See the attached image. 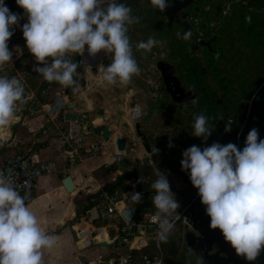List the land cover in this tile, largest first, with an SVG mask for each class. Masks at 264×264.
I'll list each match as a JSON object with an SVG mask.
<instances>
[{
	"label": "clouds",
	"instance_id": "1",
	"mask_svg": "<svg viewBox=\"0 0 264 264\" xmlns=\"http://www.w3.org/2000/svg\"><path fill=\"white\" fill-rule=\"evenodd\" d=\"M27 14L22 32L26 46L39 67L34 71L48 83L63 87L76 84L77 68L72 57L82 55L85 47L95 56L102 50L111 53V64L101 66L102 82L127 86L140 68L133 55L128 35L129 25L139 22L132 9L122 3L103 0H16ZM153 7L166 10L167 0H151ZM20 17L0 0V66L11 62L13 53L8 41L10 29ZM250 22V17H246ZM187 36V34H186ZM160 42L154 38L141 41L137 50L150 53ZM25 89L16 78L0 76V129L16 122V111L25 103ZM208 117H195L196 137L207 139L211 134ZM231 131V121L225 127ZM182 170H190L192 185L198 189L201 203L206 206L210 227L218 229L237 256L255 261L264 250V140L257 129L247 135L240 150L233 143H213L201 150L191 146L183 152ZM152 184V197L159 221V239L166 242L174 228L169 217L180 207L167 177L158 170ZM142 196L134 193L132 202ZM58 238L46 232L36 214L26 205L25 197L0 173V264H43V251L52 249ZM121 264H126L121 261Z\"/></svg>",
	"mask_w": 264,
	"mask_h": 264
},
{
	"label": "trees",
	"instance_id": "2",
	"mask_svg": "<svg viewBox=\"0 0 264 264\" xmlns=\"http://www.w3.org/2000/svg\"><path fill=\"white\" fill-rule=\"evenodd\" d=\"M200 1L201 7L191 6L188 9L192 28L185 31V26L181 22H173L170 25L162 11L153 7L151 0H113L115 3L129 6L132 9L131 14L139 17L138 23L128 26L130 42L134 44L135 49L139 42L147 41L150 37L159 41L160 43L153 47L150 53L138 51L143 53V56L151 57L161 47L164 50L161 59L174 64L182 80L198 93L195 101L185 104L167 101L168 96L152 104V110L158 116H163L166 109L176 113L171 119L174 120L177 136L180 139V156L175 162H170V166L193 190L194 194L190 196V199L197 197L198 189L191 183L190 170H182L181 161L185 150L193 145L203 150L206 142L221 145L233 143L242 150L245 147L247 135L253 128L257 129L259 139L264 140V0ZM246 17L251 18L250 22ZM185 32L187 36L183 37ZM214 36H217L216 41L213 42V48L217 54L200 44V40H211ZM39 66L42 65L37 67ZM26 78L28 85L35 93L33 92L34 96L24 103V109L46 104L44 95L46 89L57 83L46 82L39 73L34 71V68L29 71ZM21 84L24 85V83ZM24 89L26 98L28 88L24 87ZM73 92V86L65 88V93L69 97L73 95ZM200 114L208 117V126L211 130L215 129L214 136L210 134L205 139L193 135L195 117ZM64 116L65 111L59 116L61 121H64ZM228 121H231V131H225ZM144 134L151 141V136H148L146 132ZM152 155L154 159L159 157L156 151H152ZM155 174L152 164H149L142 172L136 170L122 173L110 185V190L111 192L118 188L123 190L126 179L131 176H141L149 180L151 191L155 195V190L152 188V184L156 181ZM97 201L98 199L92 200L78 207L77 219L91 210ZM137 207L140 215L144 212L155 214L157 211L152 197H147L145 202L137 203ZM189 212L192 218L197 216L196 210ZM172 220L170 218L171 222ZM113 221V218L104 222L97 219L93 223L96 226H103ZM187 229L182 221L178 222L174 224L167 241H161L163 264H173L171 257L177 250L179 251ZM158 233L159 229L155 235ZM116 239L118 240L117 237ZM178 243L179 246L176 247ZM181 247L185 252L183 260L186 264H197L195 256L189 251L187 245L183 244ZM159 254L155 241L152 239L146 247L132 252V264H145V257L154 259Z\"/></svg>",
	"mask_w": 264,
	"mask_h": 264
},
{
	"label": "crops",
	"instance_id": "3",
	"mask_svg": "<svg viewBox=\"0 0 264 264\" xmlns=\"http://www.w3.org/2000/svg\"><path fill=\"white\" fill-rule=\"evenodd\" d=\"M5 5L12 13L20 17L19 24L13 26V32L23 34L22 26L27 23L26 12L17 3H9L5 0ZM11 38L8 41V46L13 53L12 60L0 66V76L7 75L10 79L14 77L24 83L22 85L26 88L28 87L26 76L30 70L38 66V63L28 50L24 37L15 39L12 36ZM99 56L101 58L100 54ZM55 94L58 93L56 92ZM25 100L27 101L28 99L26 98ZM55 102L59 103L60 100L56 99ZM45 105H41L44 110ZM69 111L89 114V112H82L79 109ZM23 116H21V121H16L11 126L0 129V163L6 156L28 153L37 161L53 160L58 164V172L40 180L36 198L27 205L36 214L46 232L58 238L57 244L52 249L43 251V264H82V257H86L90 264H100L102 262L111 264L120 256L125 255L128 248L111 233L100 237L99 241L89 246L83 245L84 249L80 250L77 242L73 239L69 224L72 222L75 230L79 231L90 226H96L93 223L94 220L100 219L104 222L112 219L111 216L106 214L105 208L102 207L99 189L110 188V185L120 174L130 172L134 165L139 166L141 164L138 162L140 159L139 154L131 147V144L137 145L138 140L126 137L129 142L128 148L133 153L132 159L124 158L121 163H116L117 149L114 141L111 140L105 153L99 158L69 166L66 163L65 149L60 136H52L51 131H44L43 134L36 136L26 126ZM104 116L107 118L106 115ZM41 127L44 129L43 125ZM92 135L91 137L94 141L104 140L102 136L93 137ZM67 176L72 177V182L75 186L73 192H68L63 185L62 181ZM90 194H98L99 197L88 200ZM97 199L95 206L77 219L78 207ZM156 231L157 229H154L141 233L136 239V249L142 248L139 246L142 241L149 244L156 236ZM103 242H110V244L104 247L99 246Z\"/></svg>",
	"mask_w": 264,
	"mask_h": 264
},
{
	"label": "rangeland",
	"instance_id": "4",
	"mask_svg": "<svg viewBox=\"0 0 264 264\" xmlns=\"http://www.w3.org/2000/svg\"><path fill=\"white\" fill-rule=\"evenodd\" d=\"M103 2L106 7L109 3L113 2V0H103ZM131 45L134 58L140 68V74L133 76L130 84L122 86L119 83L116 85H108L102 82V72L99 73V69L101 66L107 67L111 64V53L102 50L100 52V64L97 68L95 67L90 71L84 70L80 55H75L72 59L73 62L79 65L76 74L79 78V82L73 86V95H70V97L66 95V87L57 83V85H51L50 88L46 89L44 93L47 100L46 104L52 103L56 98H61L67 103L65 111H69V106L75 104L76 108H71V110L79 109L82 112H89L90 119L93 120V125L95 127L101 124L109 125L113 131V138H115V140L118 137H128V139L136 138L138 144L135 146L132 145L131 147L134 148L140 156L138 162L141 163L144 158H149L151 161L150 164L153 165L156 171L155 180L158 179L157 173L159 170L169 181L171 191L174 194L173 198L176 199L180 205L173 215L169 217V219H174L192 203L195 197L190 199V196L194 194L193 190L189 188L188 183H186L184 179L182 180L179 178L175 169H172L170 166V162H175L180 156V139L179 136H177L174 120L171 119L176 113H172L166 109L163 116H158L152 110L153 103L167 96L170 97L163 82L162 75L157 67L158 62L163 60L161 58L164 50L160 47L158 52L149 57V55L143 56V53L135 49L134 44ZM134 49L137 52H135ZM27 86V95H32L33 97L35 93L34 90L28 84ZM56 92L58 94H55ZM168 97L167 101L173 102L171 97ZM136 108H139L142 113V116L137 119L132 115ZM100 109L105 111L104 115H106L107 118L103 115V120H97L98 111ZM136 114H138V112ZM23 115L26 126L36 136L43 134L44 131H51L50 133L52 136L58 135L56 128L50 122L46 111L41 105L35 108L30 106L24 111ZM137 122L141 123L142 131L146 132L148 136H151L150 147L152 151L159 153L157 159H154L152 154L149 155L146 152L141 139L137 136L135 130V124ZM42 125L44 129L41 127ZM92 136L99 135L94 134ZM213 143L214 142H206L204 148L211 146ZM183 244H185V235ZM183 244L180 245L179 251L177 250L172 255L171 261L173 264H186L183 260L185 252L183 247H181ZM175 246L178 247L179 243Z\"/></svg>",
	"mask_w": 264,
	"mask_h": 264
},
{
	"label": "built area",
	"instance_id": "5",
	"mask_svg": "<svg viewBox=\"0 0 264 264\" xmlns=\"http://www.w3.org/2000/svg\"><path fill=\"white\" fill-rule=\"evenodd\" d=\"M6 1L16 3V0ZM10 30L14 31L13 28ZM13 37L17 39L23 37V34L14 33ZM80 57L84 70L90 71L95 67L97 68L96 65H92L91 59L85 53L80 55ZM7 77L9 78V76ZM30 97L32 98V95H27L26 98L31 99ZM56 99L60 100L59 104L55 102ZM56 99L52 103L50 102L45 105V111L63 142L66 163L69 166H75L102 156L109 142L105 140L94 141L91 137L93 132L85 129L77 122L60 121L59 116L65 111L67 103L61 98ZM23 111L24 105L20 104L16 111V121L22 120L21 116L23 115ZM111 140L115 143V138ZM124 158L123 156H117L116 163H121ZM57 172L58 164L55 161H37L28 153H17L6 156L0 163V173H3L4 178L12 183L13 187L22 197H25L26 205L30 204L36 198L40 180L43 177L53 175ZM126 180L125 189L123 190L118 188L114 192H111L109 187L99 189V194L102 198V207L105 208L107 214L114 221L103 226H90L87 229L77 231L79 242L86 246L99 241L100 237L113 233L119 242L128 248L125 255L116 259L119 261V264H121L122 260L126 264H132V252L137 248L136 239L141 233L159 229V221L154 219L156 214L144 212L140 215L138 213L137 203L130 201L134 193L141 194V202H145L147 197L154 196L149 180L143 179L141 176H131ZM189 211H191L190 204L181 211L179 216L172 220V223L176 224L182 221L189 230L193 229L194 222L192 214ZM154 241L160 254L154 259L145 257V264H163L161 240L158 234L154 237ZM147 245L142 241L139 246L146 247Z\"/></svg>",
	"mask_w": 264,
	"mask_h": 264
},
{
	"label": "water",
	"instance_id": "6",
	"mask_svg": "<svg viewBox=\"0 0 264 264\" xmlns=\"http://www.w3.org/2000/svg\"><path fill=\"white\" fill-rule=\"evenodd\" d=\"M170 0H167V8L166 10L162 11L164 17H166L169 22L170 25L173 22H181L184 26H185V31H187L188 29H191L192 26L190 24L189 21H187L188 16L189 15L187 12L184 11V9L188 6L191 5V3H196L197 5L201 4L200 0H176L172 5H169ZM249 5H251V3H249ZM25 12V11H24ZM181 19H184V21H182ZM186 36V32L183 34V37ZM216 37H214L215 39ZM202 45L203 46H207L209 48V50L211 52H214L215 54H217V51L214 50V48H212L211 46V42H205L202 41ZM85 55H87L92 62V65H96L98 66L100 64V56L99 53H97L95 56H92L89 54L87 47H85ZM158 70L160 71L161 75H162V79L163 82L166 86V90L168 92V94L170 95L171 99L173 102L177 103V104H185V103H189L192 101H195L198 97V93L196 91V89L192 88L191 86L187 85L186 81H183L181 76L178 74L176 66L174 64H172L171 62L167 61V60H162L159 61L157 64ZM74 79L76 80V82H79V78L76 76L74 77ZM76 84H74L73 86H75ZM69 110H71V108H76V105L73 104L71 106H69ZM138 112V114H136ZM104 113L105 111L103 109H100L98 111V119L97 120H103L104 119ZM138 116H136V115ZM141 110L139 108H136L133 112V116L135 119L141 117ZM88 113L85 114H80L77 111H68L65 113L64 116V120L66 122H77L79 124H81L85 129H88L90 131H92L95 135H99L102 136V138L106 141V142H110L111 139L113 138V131L111 129V127L107 124H101L100 126L95 127L93 125V120L90 119V117L88 116ZM135 130L137 133V136L141 139L142 144L146 150V152L150 155L152 154V148L150 147V141L148 139V137L144 134V132L141 129V123L137 122L135 125ZM214 129L211 130V135L214 133ZM115 145H116V153L117 156H123L125 158L128 159H132L133 158V153L130 151L129 147V142L128 139L126 137H118L115 140ZM150 163L149 158H144L143 161L141 162V164L139 166L134 165L130 172H134V171H144L145 168L147 167V165ZM72 177L71 176H67L62 182L63 185L65 187V189L68 192H73L75 189L74 183L72 182ZM99 195L96 194H90L88 197V200L94 199V198H98ZM201 218H204L205 220V234H207L208 232L212 231L211 227H210V219L206 214H200ZM69 228L71 230V234L73 236V239L75 240V242H77L78 247L80 248V250H83L84 247H82L83 245L79 242V238L77 235V231L75 230L74 224L71 222L69 224ZM211 237H213V233L211 234ZM199 238L195 235V233L189 231L186 232L185 234V244L187 245V247L192 250L195 255L198 257V259L203 263H205V259H207L206 256V252L201 251V246H199L198 243ZM110 244V242H103L100 243L99 246L104 247L105 245ZM81 262L82 264H90L89 261L87 260L86 257H82L81 258ZM100 264H110L109 262H102ZM111 264H119L118 260H115L113 263Z\"/></svg>",
	"mask_w": 264,
	"mask_h": 264
},
{
	"label": "flooded vegetation",
	"instance_id": "7",
	"mask_svg": "<svg viewBox=\"0 0 264 264\" xmlns=\"http://www.w3.org/2000/svg\"><path fill=\"white\" fill-rule=\"evenodd\" d=\"M175 1L176 0H170L168 4L172 5ZM191 6L201 7L202 3L200 5H197L196 3L193 2L191 3L190 6L184 9V11L189 14L187 15L188 16L187 21L189 22H190L189 19H191V17L188 9ZM181 20L184 21V19ZM214 37L216 38L214 39ZM214 37L211 40L209 39L200 40V44L202 45V41L205 42L210 41L211 46L213 48V42H215L217 39V36ZM203 47L209 50L207 46H203ZM214 133L211 136H214ZM190 209L196 210L197 216L193 218V222H194L193 229L190 230L187 229V232L191 231L195 233V235L199 238L197 244L201 246L200 249L202 253L206 252V256H207V259H205L206 264H264V250L261 251L260 255L255 261L250 262L247 261L245 258L236 255L235 250L230 246V244H228L224 240L223 235L220 233L218 229L214 230L211 228L212 231L208 232L207 234L204 233L205 220L204 218L200 217V214H206V206L201 203V198L199 195H197V197L190 204ZM212 233H213V237H211ZM189 251L192 252L193 255L195 256L197 264H203L192 250L189 249Z\"/></svg>",
	"mask_w": 264,
	"mask_h": 264
},
{
	"label": "bare ground",
	"instance_id": "8",
	"mask_svg": "<svg viewBox=\"0 0 264 264\" xmlns=\"http://www.w3.org/2000/svg\"><path fill=\"white\" fill-rule=\"evenodd\" d=\"M57 104H59V103L57 102Z\"/></svg>",
	"mask_w": 264,
	"mask_h": 264
}]
</instances>
